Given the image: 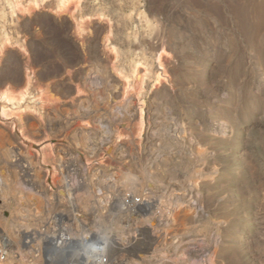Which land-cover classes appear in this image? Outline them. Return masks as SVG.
I'll return each instance as SVG.
<instances>
[{
    "label": "rangeland",
    "instance_id": "374dc122",
    "mask_svg": "<svg viewBox=\"0 0 264 264\" xmlns=\"http://www.w3.org/2000/svg\"><path fill=\"white\" fill-rule=\"evenodd\" d=\"M57 206L132 264H264V0H0V238Z\"/></svg>",
    "mask_w": 264,
    "mask_h": 264
},
{
    "label": "built area",
    "instance_id": "2783aa9c",
    "mask_svg": "<svg viewBox=\"0 0 264 264\" xmlns=\"http://www.w3.org/2000/svg\"><path fill=\"white\" fill-rule=\"evenodd\" d=\"M75 173L73 169L65 170L64 199L70 200L77 186L82 184ZM71 188L73 191L69 192ZM134 198L131 192H123L119 199L112 200L113 205H107L108 214L113 218L132 220ZM119 206L123 209L121 214L115 210ZM45 219L32 231H21L17 240L3 234L0 238V260L20 261L18 264H132L128 248L114 246L115 233L93 228L78 208L72 211L57 206Z\"/></svg>",
    "mask_w": 264,
    "mask_h": 264
}]
</instances>
